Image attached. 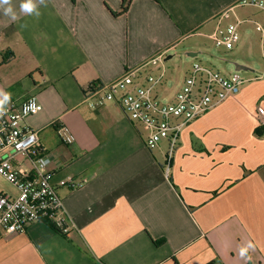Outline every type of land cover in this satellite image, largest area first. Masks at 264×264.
<instances>
[{"label": "crops", "instance_id": "1", "mask_svg": "<svg viewBox=\"0 0 264 264\" xmlns=\"http://www.w3.org/2000/svg\"><path fill=\"white\" fill-rule=\"evenodd\" d=\"M121 1L45 0L37 17L11 0L16 20L0 9V89L41 105L22 125L37 133L69 227L1 235L0 264H264V0H130L113 15ZM229 24L245 82L181 129L166 172L165 140L149 150L146 126L87 94L125 73L128 83L158 73L143 65L191 37L195 57L197 39ZM29 160L15 164L30 173Z\"/></svg>", "mask_w": 264, "mask_h": 264}, {"label": "built area", "instance_id": "2", "mask_svg": "<svg viewBox=\"0 0 264 264\" xmlns=\"http://www.w3.org/2000/svg\"><path fill=\"white\" fill-rule=\"evenodd\" d=\"M258 6L262 7L263 3H258ZM210 38L216 47L232 49L239 38L237 24L216 28ZM162 62V56H157L143 65L158 68L155 75L149 72L138 82L128 83L132 74L125 73L117 81L94 91L91 89L87 97L98 95L94 107L115 102L128 119L146 126L149 133L145 145L149 150L157 148L160 141L165 140V169L168 172L181 129L225 99L237 95L245 80L239 71L224 77L193 63L172 100L162 102L157 95V88L161 87L164 78ZM41 109L34 96L19 104L10 98L0 109V179L14 190V193L0 191V236L24 233L26 227L35 222L48 223L62 234L69 232L63 201L51 182V172L47 170L48 158L40 154L36 131L22 125L28 116ZM56 132L66 145L75 140L63 124L57 126ZM18 156L29 157L30 173L17 168L15 160Z\"/></svg>", "mask_w": 264, "mask_h": 264}, {"label": "rangeland", "instance_id": "3", "mask_svg": "<svg viewBox=\"0 0 264 264\" xmlns=\"http://www.w3.org/2000/svg\"><path fill=\"white\" fill-rule=\"evenodd\" d=\"M193 40L194 37L188 38L173 47L169 53L172 57L163 62L166 73L162 80V87L157 88L158 99L162 102L172 100V96L182 86L193 63L218 72L224 77H228L234 72L235 61L232 58V51L216 47L213 41L197 39L196 46H193L194 49H190V52H195L197 55L192 58L188 56L187 50L193 45L191 44ZM245 73V71H239L242 78L245 77ZM163 145L161 142L160 146L163 147ZM0 187L5 191L13 192L12 186L1 179Z\"/></svg>", "mask_w": 264, "mask_h": 264}, {"label": "clouds", "instance_id": "4", "mask_svg": "<svg viewBox=\"0 0 264 264\" xmlns=\"http://www.w3.org/2000/svg\"><path fill=\"white\" fill-rule=\"evenodd\" d=\"M45 0H22L20 4V11L26 15H35L39 16V5L44 4ZM0 9L3 10V13L12 20L17 19V15L11 6V0H0ZM10 100V94L4 92L0 89V109H2L3 105H5ZM254 245L252 243H248L240 249L241 257L247 258L248 252L252 249Z\"/></svg>", "mask_w": 264, "mask_h": 264}, {"label": "trees", "instance_id": "5", "mask_svg": "<svg viewBox=\"0 0 264 264\" xmlns=\"http://www.w3.org/2000/svg\"><path fill=\"white\" fill-rule=\"evenodd\" d=\"M129 3H130V0H122L121 1V10L118 14H114L113 15H122V14H125L128 10V7H129ZM255 134L256 135H259L260 134V128H257L255 130Z\"/></svg>", "mask_w": 264, "mask_h": 264}, {"label": "water", "instance_id": "6", "mask_svg": "<svg viewBox=\"0 0 264 264\" xmlns=\"http://www.w3.org/2000/svg\"><path fill=\"white\" fill-rule=\"evenodd\" d=\"M246 70L247 68L245 66L234 63V71H246Z\"/></svg>", "mask_w": 264, "mask_h": 264}]
</instances>
